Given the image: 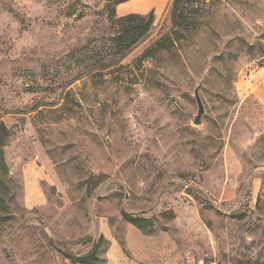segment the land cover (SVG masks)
<instances>
[{
	"label": "rangeland",
	"instance_id": "374dc122",
	"mask_svg": "<svg viewBox=\"0 0 264 264\" xmlns=\"http://www.w3.org/2000/svg\"><path fill=\"white\" fill-rule=\"evenodd\" d=\"M170 4L124 3L155 24L110 67L105 0H0V264H75L97 244L98 264H264V58L238 52L262 41L264 0L209 1L140 63Z\"/></svg>",
	"mask_w": 264,
	"mask_h": 264
},
{
	"label": "trees",
	"instance_id": "16d2710c",
	"mask_svg": "<svg viewBox=\"0 0 264 264\" xmlns=\"http://www.w3.org/2000/svg\"><path fill=\"white\" fill-rule=\"evenodd\" d=\"M105 1V11L107 14L110 36L107 38V41L104 42L106 50L102 51V55L100 54L101 52H97L99 55L97 57H99V62H103L101 60L107 62L106 66H121V62L153 30L155 14L152 11L145 15L131 13L125 16H118L117 7L131 0ZM209 1L211 2L214 0H171L170 15L172 27L170 33L162 36L153 45L148 47L138 61L144 63L145 61L154 59L158 54L175 48L176 43L180 42L182 39H186L188 34L198 31L200 29V23L197 19V13L209 7ZM192 11L195 14H189ZM261 39L262 41H258L257 45L248 43L244 39H239L241 47L238 49V52H245L249 55L257 52L260 58H264V36ZM230 59L231 57L229 59L223 58V62L225 63L224 67L229 70V73H231V68L228 65ZM231 81L234 83L235 77ZM10 137L11 132L9 128L4 122H0V189L7 188L5 176L9 175V171L4 157V148L7 146ZM124 218L139 227H144L147 224V221L144 219L128 213H124ZM0 220H3L1 216ZM99 250L100 245L97 244L85 255L70 256L69 259L75 264H98L101 262Z\"/></svg>",
	"mask_w": 264,
	"mask_h": 264
},
{
	"label": "water",
	"instance_id": "95a60500",
	"mask_svg": "<svg viewBox=\"0 0 264 264\" xmlns=\"http://www.w3.org/2000/svg\"><path fill=\"white\" fill-rule=\"evenodd\" d=\"M200 88H201V86H199L195 91V98H196L197 103H198V113H197V115L193 121V123L195 125H200L201 118H202L203 114L205 113L204 104H203L202 99H201L200 94H199Z\"/></svg>",
	"mask_w": 264,
	"mask_h": 264
},
{
	"label": "crops",
	"instance_id": "0c3cea01",
	"mask_svg": "<svg viewBox=\"0 0 264 264\" xmlns=\"http://www.w3.org/2000/svg\"><path fill=\"white\" fill-rule=\"evenodd\" d=\"M123 5H124V4H121V5H119L118 8H117V12H118L119 16H123V15L130 14V13L133 12V11L130 10V11H127V12L120 13L119 10H120V8H121Z\"/></svg>",
	"mask_w": 264,
	"mask_h": 264
}]
</instances>
